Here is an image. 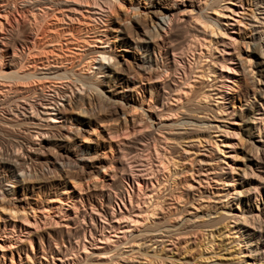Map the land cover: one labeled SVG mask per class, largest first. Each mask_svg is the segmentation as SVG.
I'll list each match as a JSON object with an SVG mask.
<instances>
[{
  "label": "rangeland",
  "instance_id": "rangeland-1",
  "mask_svg": "<svg viewBox=\"0 0 264 264\" xmlns=\"http://www.w3.org/2000/svg\"><path fill=\"white\" fill-rule=\"evenodd\" d=\"M70 2H75L73 4L78 8V11L68 9V7H61L60 5L58 8L53 6L55 7L53 11L55 14L51 12L53 9L46 11L42 9L43 12L41 9H38L37 14L39 17L35 13L36 17L32 13H27L29 16L27 15L25 18H22V20L24 19L23 22L22 20L17 21L15 18L16 20L12 19L13 28L11 25L8 26L10 29V31L8 30L9 36H12L10 37L11 41L17 47H26V45L31 47L29 55V51L25 48V53L21 57L22 61L27 63V70L35 72V76L38 79L37 81L35 80V83L38 84L37 90L31 93V96L34 95L33 98L37 97V94L58 97L60 94L62 95L63 90L69 94L70 90L73 92L85 91L83 96L88 99L89 97H93L97 90V93L100 94L99 92L104 91V86L100 84L98 86V81L94 75L98 71L97 67L100 56L93 58L96 56L95 51L101 44L97 40L98 36H101L99 32H107L109 34L108 31L101 30L107 27V22L114 20L116 17L118 23H115V25H119L126 32L133 31V34H135V29H137L140 21L149 27L151 24L150 15L146 13L147 1L70 0ZM77 2L82 4L78 5L76 4ZM176 5V16L183 17L186 20L178 21L173 28L171 36L173 41L172 49L174 50H171L172 61L169 64L170 70L169 72H164L166 79H175L181 86L194 83L195 89H201L203 83L205 82L206 84L208 78L197 75L205 69L207 58L210 59L215 56L213 59L218 62L214 66L212 65L213 71L211 72L212 75L210 74L209 76L210 79H214L218 84L223 81L225 85L229 84L232 86L235 83L225 81L224 75L225 77L231 76L238 80L237 85L234 86V90L227 89L229 90L230 98L225 99L223 106L229 107V110L235 107L237 112L240 107L244 110L245 105L243 100L237 99V97L233 100L231 96V94H235L236 90L240 88L248 94L250 91L258 92L257 96L251 97V99L256 102L257 100L259 101L261 96H264L263 91L259 92L260 88H264V36L259 40L257 48H255L252 38L258 37L261 28L254 30L250 23L252 22L253 11L258 17L256 18L258 22L254 21L255 25H257L256 23H264V0H242V4L238 0H184L183 2L182 0H176ZM29 10L31 11V8ZM66 13L69 16L65 17ZM30 16L31 18H29ZM0 19L4 21V19ZM17 23H19V27ZM163 24L167 25V19L163 20ZM225 24H228V26ZM206 25L210 27L208 28ZM198 26L206 27L209 31L214 28L215 34L211 37L214 41L215 39L224 40L225 45L218 43L217 50L213 48L209 50L203 44L204 42L200 39V36H198L199 32L196 31V27ZM118 33L119 30L117 31ZM207 36L210 37V35ZM57 38L64 42V46H61L62 48H60V45H57L56 48L50 45L53 42L52 40H56ZM32 40L34 41L32 42ZM248 41L250 46L249 49H246L247 44L244 42ZM117 44V46H112V50L109 53H113L119 58L121 56H125V59L130 57L123 50V47L127 48L126 43L117 42ZM221 49H225V51L222 52ZM225 52H230V54H226ZM248 53L252 59L251 66L246 62ZM230 56L232 57V61L227 63V58ZM42 61L47 62V64L49 63L48 67L58 68V73L60 74H41V71L48 70L40 68L43 67ZM220 61L224 65V69L220 68ZM35 63L37 66H35ZM227 65L230 66L229 68L234 67L235 72L232 71L233 69L230 72L229 68H227V72L225 67ZM250 67L253 71H251ZM260 68H263V72L260 71ZM256 79H261L259 84L256 83ZM1 81L5 80L2 79ZM245 84L252 87L251 90L245 88ZM25 86L26 83H20L19 85L20 88ZM221 88L226 89L224 87ZM143 91L139 90V93L141 94ZM148 97L149 93H147ZM186 101L188 100L182 101L180 105L190 103V101ZM77 104L80 109L88 106L86 101H81ZM174 104L172 103V106H175ZM212 104L216 103H210V105ZM135 105L138 106V104ZM207 106L209 107L208 104ZM257 106H262V103L258 102ZM146 107V105L144 108L137 107L127 118L133 115V117L141 120L140 124L142 126L148 125V127H152L153 130L158 131L155 129L157 124L154 122L156 121L147 120ZM103 109L104 112H102L103 114L101 113L102 116L100 115V118L103 117L102 119H105L106 124L102 123L104 126H100L90 136L99 143L94 142L98 151L95 167L83 174L78 172L75 174L74 172V176L71 173L72 175L65 178L66 183L71 186V189L75 190V194L76 192L78 193L79 186H75L74 183L82 182L80 187L84 192H82L83 201L80 203V207L83 215L81 214L72 219H65V208H68L71 202H68V200L61 202V196L57 194L58 192L56 193V190L51 192L52 196L48 198L49 202L45 201V197H48V195L43 196L41 193L39 196L34 195L33 199H36L37 203L35 216L33 217L34 212L28 207L26 208V212L20 211L15 215L17 218H20L19 221L28 224L27 227L29 226L33 230L34 228L32 227H35L37 231L30 237V242H18L12 236H9L7 239L4 237L0 238V243L5 245L4 248H0V264H170L171 260L169 258L172 259L173 264H180L182 261L185 262L184 264H188V262L190 264H213L214 262L218 264H243L242 261L245 258L249 259L248 262L251 264L253 262L252 258H257L258 255L257 252L251 251V246H253L251 244H254V242L251 243L247 238L248 234L242 230L251 229L255 224L258 225V222L261 223L264 220V145H262L264 141V135H262L264 133V119L260 120L258 110H256L257 114H255L257 116L251 121L254 122L252 131L255 130V132H253V137H250L245 132L244 121H241L236 113L225 115L228 121L220 122L218 121L219 119H213V113L208 114L206 119H202L204 124L201 121H196L197 125L199 124L198 127L211 123L212 125L223 123L225 126L232 127L229 129L234 130L238 136L236 134L229 139L227 138L230 144L229 147L222 145L224 138H218V136L216 138L205 131L200 132L198 134L199 137L194 136L184 139L176 133L179 130L182 131L183 128L173 129V131H168L172 129L161 128L158 134H155L159 139L154 140L153 135L148 136L147 140L150 144L147 146V149H139L137 153H133L132 155L126 142L129 141L131 135L130 137L126 136L127 139L124 137V135L128 134L126 129H120L123 119H116L117 116L109 112V108ZM103 109H100V112ZM106 109L109 111H105ZM183 113L184 109L181 113L179 112L180 115L174 114V117H170L171 119L165 120V122L173 123V121L180 120ZM75 114L76 112L74 111L71 117L75 116ZM194 116H196V113ZM234 120L238 121V124L229 123ZM185 121L189 122L188 120ZM174 125L170 127L188 126ZM0 127L4 126L0 124ZM102 127L122 134L119 137L120 140L114 138L111 142L110 137L106 135ZM258 129H262L260 136H258ZM168 132L171 133L169 134ZM10 133L16 136H21L22 134L17 129L11 130ZM167 137L170 139H167ZM215 141H217V145ZM79 142L84 141L79 140ZM110 142L113 150L109 147ZM252 146H254L253 149ZM167 148H169L168 151L175 153L177 159L176 167L171 164V166L169 165L170 168L167 164L166 167L159 166ZM118 155L120 160H117L118 157L116 156ZM133 157L136 159H133ZM248 157H251V159L254 157L255 159L250 161ZM131 160L132 162H130ZM136 163L143 165L142 167L145 169L143 175L134 174ZM221 166L224 167L226 172L230 170L228 171V175L229 177L232 175L235 177L233 181L234 186L236 187V191H241V194L235 192L231 197L228 196L227 193L229 190L232 192V187L224 185V179L218 173ZM112 172H116V182L113 185H108V175ZM244 172H248L247 175L244 176ZM101 185L111 188L115 195L117 192V196L113 198L109 206L110 214L106 217L103 214L94 213L99 210L92 208L96 203V199L88 195L94 189L102 187ZM152 187L156 193L159 191L156 196L160 198L161 205L157 209L156 215H152L153 217L149 216L147 220L146 216L149 215L148 212L152 207L151 205V207L148 206L150 202H148L147 192ZM156 188H159V190ZM119 189L123 190L121 194H119ZM152 200L154 199L152 198ZM137 205L140 207H137ZM38 206H45V209L38 208ZM6 212L10 211L6 209L1 210L0 208V216H4ZM138 212L140 216H135ZM242 212H244L243 215L241 214ZM25 213L28 214L27 218L29 222L22 219ZM142 214L144 215L142 216ZM237 214L242 216H236ZM123 216H129L134 220L140 221L135 222L130 219H122ZM243 216H246L244 218H247L250 223L243 220ZM98 217L99 220L95 222V219ZM232 217H240L239 223L243 226L240 231L245 234L243 238L248 240L246 244H238L241 238H238L240 234L235 232L236 229L232 226ZM210 219L213 220L210 221ZM19 221L17 222L20 223ZM110 224L114 225L113 229L110 228ZM159 224L174 225L175 231H178L180 234H177L176 238H174V240L176 239V244L168 240L164 244H160L161 241H156L155 244L154 239H150L157 230L153 231V233L152 230L148 231V229L161 227ZM186 224L187 226H185ZM128 226L132 227H130L129 231H125L128 229ZM251 230L256 235L257 233L260 234V231ZM151 232L152 235H146ZM210 232H213V234L208 237ZM107 239H110V242L104 244V249H96V244ZM157 239L163 240L161 237H157ZM164 239L166 240L167 238ZM10 240L13 243L11 246ZM260 241H262V244L259 242L257 245L262 246L261 249L264 250V233L262 231ZM209 245L213 246L210 248L212 250L209 249ZM58 257H61L62 261H59ZM256 264H260L259 260H257Z\"/></svg>",
  "mask_w": 264,
  "mask_h": 264
},
{
  "label": "bare ground",
  "instance_id": "bare-ground-1",
  "mask_svg": "<svg viewBox=\"0 0 264 264\" xmlns=\"http://www.w3.org/2000/svg\"><path fill=\"white\" fill-rule=\"evenodd\" d=\"M142 1L148 2V5L146 7L147 10L146 13H148L151 18L150 27L140 21L137 29H135L136 30L135 34L132 33L133 31L126 32L121 27H119V25L118 26L115 25V23H118L116 17L114 20L107 22V27L101 30V31L106 30L109 32V34L106 31H105L106 33L99 32V35L101 36H98L97 40L100 41L101 44L98 46L97 50L95 51L96 56L93 58H98L97 56H100L99 57L100 60H99V65L97 67L98 71L96 72L94 71L95 72L94 75L98 81L97 83L98 86L99 84L104 86V91L99 92L100 94H98L97 93L98 90H97L95 91V93L93 92L94 96L91 98L89 97L88 99L83 96V93L85 91L73 92L72 90H70L71 92L68 91L70 92V94L67 93L65 90H63L62 95L60 94V96L58 97L53 95L47 96V95L37 94L36 95L37 97L33 98L34 95L31 96L32 95L31 93L37 90L38 84H36L35 82L38 79L35 76V72L27 70V63L23 62L21 57L25 53V50L27 49L29 51L31 47L27 46L26 44H25L26 47L24 46L17 47L11 41L10 37L12 36H9L10 33H8L10 31L8 26L11 25L12 27L13 25L12 19L16 18L17 21H20L22 20V18H25L27 15L29 16V14L27 13H32V14L35 13L38 16L37 14L38 9H41V11L42 9L43 11L53 9L51 10V12H53L55 8L53 6H56V8H58L59 5L61 7H68V9H73L78 11V8L75 7L73 4L75 2L71 3L70 0H0V18L4 19V21L0 19V78L1 80L2 79L5 80V81L0 80V124L1 126H4V127H0V208L1 210L6 209L10 211L8 213L6 212L4 216L2 215L0 216V236H2L0 238L4 237L7 239L9 238V236H12L13 239H16V241L18 242H23V241L30 242V237H32V234L37 230L35 229V227H32L34 228V230L30 229L29 226L27 227L28 224L19 221L20 218H17L15 214L20 211L26 212L27 210L26 208L28 207L30 210H33L34 212L33 217H34L36 214L35 211L37 209V203H36V199H33V196L34 195L39 196L40 193L43 194V196L48 195V197H45V201L49 202L48 198L52 196L51 192L56 190V193L58 192L57 194H60L61 196L60 198L61 202H65L67 200L68 202H71L69 207L65 208L64 211L65 219H72L74 217H78L81 214L83 215L80 207V203L83 201L82 192H84L83 189L80 187L82 185V182L74 183L75 186L77 185L79 186L78 193L76 192L75 194V190L71 189V186H69V184L66 183L65 178H68V176L74 174V172L75 174L76 172L83 174L87 170H91L93 169V167H95V160L98 156V151L96 145H94V142L97 144L99 143L98 141H95L93 137L90 136H92L95 133V131L100 128V126H104L106 124V122L104 121L105 119L103 120L102 119L103 117L100 118L101 113L104 112L103 108H107V109L109 108L110 111L107 109L105 111L114 113L117 116L116 119H121V120L123 119L122 127L120 126V129L125 128L126 131L128 132V134L124 135V137L126 136L130 137L131 135L129 141L126 142L128 144L129 152H131L132 155L133 153H137L139 149L142 148L147 149V146H149L150 144V142L147 140L148 136L153 135L154 140L159 139V137L155 136V134H158V131H160L161 128L172 129L168 131H173V129L183 128L182 131L179 130V132L176 133L178 134V136L183 137L184 139L188 137L198 136L200 132L205 131L206 133L210 135L212 134L215 137L218 136V138L221 137L224 138L222 145L229 147L230 144L228 139L237 134L236 132H234V130L229 129L232 127L225 126L223 123H220V125L217 124L212 125L211 123V124H207L206 126L201 125L203 127L201 126L198 127L199 124L197 125L196 121H201L202 124H204L202 119H206L208 117V114L211 113L214 114L213 119H217V120L219 119L218 121L220 122L228 121L225 115L229 113H233V114L236 113V115L240 117L239 119L241 121H244V130L250 137L254 134L253 132H255V130L252 131V129L254 128L253 127L254 122L251 121H253L254 117L257 116L255 115L257 114L256 110H258V114L260 115L261 118L260 120L264 119V96H261V98L259 99V101L257 100V102L252 101L251 97L253 98L256 97L258 93V92L256 93L255 91L254 92L250 91L248 94L245 93V91H243L242 88H240L239 90L238 89L236 90L235 94L233 95L231 94L233 100L236 97L237 99L243 100V103L245 105L244 110H242L240 107L237 112L235 110V107L229 110V107L227 108L223 106L225 99L230 98V93L229 90L227 89L234 90L235 89L234 86L237 85L238 80L236 78H232L231 76L225 77L224 75L225 81L235 83L232 86L229 84L225 85L223 81L222 83L218 84L217 81H215L214 79H210L209 76L213 71L212 68L214 64L218 62L213 59L215 56H213V58L209 56L211 57L210 59L207 58L205 69L199 75H197L208 78L206 84L204 82L201 89L200 88L195 89L194 83H189L188 85L181 86L180 84H178L177 81H175V79L172 80L166 79L164 72H169L170 70L169 64L172 61L171 50H174L172 49L173 41L171 36L173 32V28L178 21L181 22L186 19H184L183 17L176 16L177 13L176 0H167V1L142 0ZM183 1L184 0H182V2ZM238 1L242 4V0H238ZM76 4L80 5L82 3L77 2ZM30 8L32 12L29 10ZM34 10L36 11L33 12ZM114 13L112 12V14ZM252 14H253L251 19L252 22L250 23L251 27H253L254 30L261 28V32L258 35V37L252 38L254 42V47L257 48V45L259 44V40H261L263 38L262 36H264L263 35L264 23L260 21L262 24L256 23L257 25H255L254 21L258 22V20L256 19L258 17L254 11L252 12ZM31 16L29 18H31ZM67 16L69 15L66 13L65 17ZM165 19H167L166 26L163 24V20ZM18 25L19 23H17V26ZM225 25L228 26V24ZM35 28L37 27L35 26ZM118 30L119 33L117 34ZM196 31L199 32L198 36H200V39L204 42L203 44H205L209 50H212V48L217 50L218 43H222V45H225L224 40L220 41L215 39L214 41V39L211 37L214 36L215 34L214 28H212L211 31H209L206 27L198 26L196 27ZM41 35L43 34L41 33ZM207 35H210V37H208ZM33 41L34 40H32V42ZM52 41L53 42L50 45L55 48L57 45H60V48H62L61 46H64L63 45L64 42L61 39L57 38L56 40H52ZM117 42L126 43L127 48L123 47V50L125 51L126 54L130 55V57H127L125 59V56L124 57L121 56V58H119L116 57L113 53H109V51L112 50V46L118 45ZM244 43L247 44L246 49H249L250 46L249 41ZM221 50L222 52L225 51V49H221ZM29 53L30 51L28 52V55ZM225 53L230 54V52H225ZM57 55L59 56V54ZM247 56L248 57L246 58V62L251 66L252 64V59L250 57L251 55L248 53ZM227 59H228L227 63H230L229 61H232L231 56L228 57ZM28 61L30 62V60ZM43 62L44 61L41 62L43 67L40 66L39 67L48 70L41 72L38 71V72H40L41 74L43 73H51L54 75L60 74L58 73V68L50 67V66L48 67L49 63L47 64V62L44 63ZM36 63L35 66H37ZM219 65L221 66L220 68H223L224 66L221 63V61L219 62ZM225 67L228 72L227 68H229L230 66L227 65ZM229 69L230 72L235 70L234 67H231ZM251 71H253L252 68ZM260 71L263 72V68H260ZM260 80L256 79V83L259 84ZM20 83H24V84L26 83V86L20 88L19 87ZM221 87H224L226 89H222ZM245 88L251 90L252 87L245 84ZM139 90H144V91L143 93L140 94ZM262 91L264 92V88H260L259 92ZM147 93H149L148 98H147ZM184 100H188L186 102L190 101V103H187L185 105H180L181 102ZM81 101H86L88 106H86V108L84 109H80L77 106L78 105L77 103ZM258 102H261L263 107L262 106L258 107L257 106ZM172 103H175L174 104L175 106H172ZM210 103H216V104L210 105ZM135 104H138V106H136ZM207 104L209 105V107L207 106ZM145 105L147 106L146 107L148 114L147 120L156 121L154 122L155 124H157V127L155 129H157L158 131L153 130V128L148 127V125L142 126L140 124L141 120H138L136 117H133V115L127 118L128 115H131L130 113H132V111L137 109V107L144 108ZM97 109H99L98 110L99 113ZM100 109L103 110L100 112ZM183 109H184V113L181 116L180 120L173 121V123L165 122V120H169L172 117H174V114H179V112L181 113ZM74 111L76 112V114L75 116L71 117V115L74 114ZM195 113L196 116H194ZM185 120H188L189 122ZM194 121L196 124L193 123ZM102 123H104V125H102ZM229 123L238 124V121L234 120V121H230ZM174 124L188 125V126L170 127V126H175ZM14 129H17L18 131L20 130V134L22 133L21 136L12 135L10 132L11 130L13 131ZM102 129L106 132V135L110 137L111 142L114 138L115 139L118 138V140H120L119 137L122 134H119V132L109 131L108 130L109 128L106 129L102 127ZM262 129L260 130L258 129L259 131L258 136H260ZM168 133L170 134L171 132ZM262 135H264V133H262ZM96 138L98 139V137ZM167 139L170 138L167 137ZM79 140H83L85 143L79 142ZM111 142L109 143V147L112 149ZM215 142L217 145V141ZM262 145H264V141ZM169 148L166 149L164 156H162L161 158L160 161L161 163L159 165L160 167L161 165L166 167V164L168 165L169 168L171 165H174V167H176L177 159L175 157V153L168 151ZM253 148L254 146H252V149ZM116 157H118L117 158L118 160L119 155ZM136 158L133 157V159ZM253 159L255 158L252 157L251 159V157H248V160L250 161H252ZM130 162H132V160ZM135 166L136 168H134L135 169L134 174L143 175L145 172V169L142 167L143 165H141L140 163L139 164L136 163ZM168 167L167 169H169ZM219 171L220 172L218 173H220V176L223 177L224 179L223 180L224 185L232 187V192L231 190H229L227 193L228 196L231 197V195L234 194L235 192L237 194H241V191H236V187L234 186L233 181L235 180L234 179L235 177L233 175L229 177L228 175V171L230 170L226 172L224 167L221 166L219 167ZM247 173L248 172H244V176L247 175ZM116 178H117L116 172L110 173L107 179L108 185H113L116 182ZM157 190H159V188ZM119 192H120L119 194H121L123 190L119 189ZM157 193H159V191ZM157 193L155 192V189L152 187V189L149 188L147 192L149 201L145 197V199L148 202H150L148 206L150 205L152 206V207L150 206L151 207L150 210L147 209L149 210L148 212L149 215L146 216L147 220L149 216L152 215L155 216L157 213V209L160 208L161 201L159 200L160 198L156 196ZM88 195L93 196L94 199H96V203L93 205L92 208H94V210L97 209L99 210H97L94 213L103 214L106 217L107 215L110 214L109 206L112 203L113 198L117 196V192L115 195V193H113L111 188H106L105 186L104 187L102 186L100 188L94 189V191H91L90 194ZM152 198L154 200H152ZM150 200H152L153 202ZM137 207L140 206L137 205ZM38 208L45 209V206H40V207L38 206ZM144 211L146 212V210ZM241 214L243 215L244 212H242ZM138 215L140 216L139 212L135 214V216ZM143 215L144 214H142V216ZM242 215L237 214L236 216H242ZM27 216L28 214L25 213L22 216V219L26 222H29ZM244 217L246 216H243V218ZM122 219H130L131 221H135V222L140 221L137 219L134 220L129 216H123ZM98 220L99 217L95 219V222H97ZM211 220L213 219H210V221ZM239 220L240 217H232L231 220L233 222L232 226L236 229L235 232L240 234L238 238L241 239L238 242V244H246L248 240H250L251 243L254 242V244H251L253 245L251 246L252 247L251 251L255 253L257 252L258 256L257 258H252L253 262L251 264H256L257 260H259L260 264H263L264 250L261 249L262 246H258L257 244L259 242H261L262 244L263 241V239L262 241L260 240H261V231L262 233H264V222H263L264 220H262L261 223L258 222V225L255 224V226L251 228L256 231H260V234L257 233V235L255 234L254 231H252L249 228L242 230L241 228H243V226L239 223ZM243 220L248 222L247 218H244ZM17 221H19L20 223H18ZM199 225L201 226V224ZM159 226L161 227L148 229V231L152 230V232L157 230L155 233L153 232L154 233L153 235L152 232L146 235L147 236L152 235L150 239H154L153 241L155 244L156 241H161L160 244H164L167 240L171 241V243L174 244L176 241V239L174 240V238H176V235L179 234L178 231H175L176 228L173 227L174 225L159 224ZM185 226H187V224ZM130 227L132 226H128V229L125 231H129ZM110 228L113 229L114 225L110 224ZM240 230L248 234L247 235L248 240H245L243 238L245 234L241 233L242 231ZM158 231L159 233H157ZM146 233L148 232L146 231ZM212 234L213 232L212 233L210 232L208 234V237L211 236ZM22 236H26V237H22ZM157 237L159 238L161 237L163 238V240L162 239L158 240ZM164 238L167 239L165 240ZM208 241H212V240H208ZM107 242H110V239H107L106 241H100L98 244H96L95 246L96 249H104L105 248L104 244ZM11 245H13V243L10 240V246ZM4 246L5 245H2L0 243L1 249L4 248ZM212 247H213L212 245H209V249ZM205 248L207 247L205 246ZM57 259L59 261H62L61 257H58ZM169 259L172 262V259L171 258ZM248 260L249 259L245 258L242 261L243 264H249ZM181 263L184 264L185 262L182 261ZM41 264H49V263H41ZM188 264L190 263L188 262ZM213 264H218V263L214 262Z\"/></svg>",
  "mask_w": 264,
  "mask_h": 264
}]
</instances>
